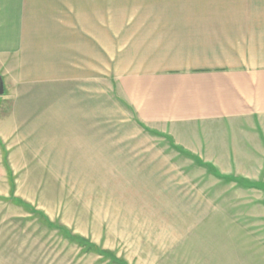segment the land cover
Wrapping results in <instances>:
<instances>
[{"label":"crops","instance_id":"1","mask_svg":"<svg viewBox=\"0 0 264 264\" xmlns=\"http://www.w3.org/2000/svg\"><path fill=\"white\" fill-rule=\"evenodd\" d=\"M112 87L141 124L112 131ZM150 131L263 178L264 0H0V184L6 166L105 149L147 160L130 136Z\"/></svg>","mask_w":264,"mask_h":264},{"label":"rangeland","instance_id":"2","mask_svg":"<svg viewBox=\"0 0 264 264\" xmlns=\"http://www.w3.org/2000/svg\"><path fill=\"white\" fill-rule=\"evenodd\" d=\"M111 96L112 131L141 124L114 87ZM135 136L147 160L112 165L105 149L74 164L6 166L0 264H264V176L221 175L167 136Z\"/></svg>","mask_w":264,"mask_h":264}]
</instances>
